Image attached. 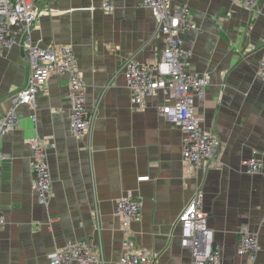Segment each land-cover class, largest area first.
I'll return each instance as SVG.
<instances>
[{
	"label": "crops",
	"instance_id": "obj_1",
	"mask_svg": "<svg viewBox=\"0 0 264 264\" xmlns=\"http://www.w3.org/2000/svg\"><path fill=\"white\" fill-rule=\"evenodd\" d=\"M105 1L114 3L113 12L102 8ZM38 3L44 13L34 24L33 38L41 47L74 49L88 84L87 109L96 110V121L90 137L78 139L70 132L67 75H52L41 89L37 122L28 105L19 107L18 126L0 144L5 156L0 212L7 218L0 230V264H50L49 254L70 240L101 242L107 263L119 264L125 234L116 204L129 192L143 200L140 218L132 223L136 245L147 248L157 264L189 263L179 215L199 185L222 264H252L238 253L245 224L259 232L254 264H264V174H252L243 165L254 155L264 162V0L256 10L242 0H172L188 4L199 27L181 35L192 52L189 70L212 77L194 109L223 142L218 162L193 171L184 162L182 130L158 111L165 96L148 99L143 108L131 102L127 59L156 64L166 48L150 9L141 0ZM28 75L21 47L0 50V117ZM37 135L57 144L47 149L54 188L48 208L32 188L26 139ZM144 176L150 178L140 181Z\"/></svg>",
	"mask_w": 264,
	"mask_h": 264
},
{
	"label": "built area",
	"instance_id": "obj_2",
	"mask_svg": "<svg viewBox=\"0 0 264 264\" xmlns=\"http://www.w3.org/2000/svg\"><path fill=\"white\" fill-rule=\"evenodd\" d=\"M39 0H0V50L21 47L29 64L26 85L11 96V107L0 117V144L12 133L21 119L18 109L28 105L32 119L38 121V95L54 74L69 77V130L81 139L89 136L96 121V110L88 112L87 88L74 49L69 45L39 46L33 38V28L37 18L44 13ZM261 0H242V4L256 10ZM141 5L150 9L158 30L166 38V48L162 59L156 64H146L130 57L125 63V78L131 93V102L140 108L148 99L165 96L158 106L160 115L169 123L180 127L183 132V157L190 171L208 169L218 162L223 142L210 133L202 118L195 112L196 100H202L206 88L212 83L208 73L189 70L192 52L183 45L181 35L188 30H199L191 16L188 4L173 5L172 0H141ZM102 8L113 12L115 5L105 1ZM232 13H228L231 16ZM188 69V70H187ZM260 74L264 78V54L260 60ZM32 150V188L38 202L48 208L54 196L51 168L47 149L57 144L48 142L39 135L26 139ZM5 156L0 151V170ZM247 171L264 174V162L256 155L243 161ZM149 176L139 177L148 180ZM204 189L199 185L194 197L179 215L182 224V247L191 251L189 263L178 264H222L221 248L215 242L214 230L209 226V215L203 209ZM143 200L132 192L120 197L116 204V216L125 234L123 255L119 264H157L152 253L138 247L133 240L132 223L140 218ZM50 218L48 223L52 224ZM7 223L6 215L0 212V230ZM238 253L254 264L260 252L259 232L245 224L239 231ZM50 264H108L101 242L94 240H70L49 254Z\"/></svg>",
	"mask_w": 264,
	"mask_h": 264
}]
</instances>
